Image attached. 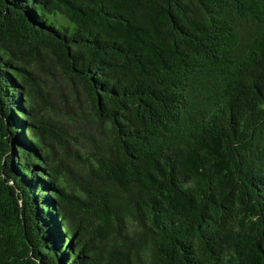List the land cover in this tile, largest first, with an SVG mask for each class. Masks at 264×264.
Masks as SVG:
<instances>
[{
  "label": "trees",
  "instance_id": "trees-1",
  "mask_svg": "<svg viewBox=\"0 0 264 264\" xmlns=\"http://www.w3.org/2000/svg\"><path fill=\"white\" fill-rule=\"evenodd\" d=\"M46 59L108 140L74 172ZM0 264H264V0H0Z\"/></svg>",
  "mask_w": 264,
  "mask_h": 264
},
{
  "label": "rangeland",
  "instance_id": "rangeland-1",
  "mask_svg": "<svg viewBox=\"0 0 264 264\" xmlns=\"http://www.w3.org/2000/svg\"><path fill=\"white\" fill-rule=\"evenodd\" d=\"M42 64L45 69L40 74V84L45 103L40 105V111L55 126L68 133V153L64 154L55 141L47 140V143L55 151V156L60 154L63 168L74 172L107 153L106 133L93 121L80 86L75 81L64 79L47 59ZM127 226L123 222L125 234H129Z\"/></svg>",
  "mask_w": 264,
  "mask_h": 264
}]
</instances>
